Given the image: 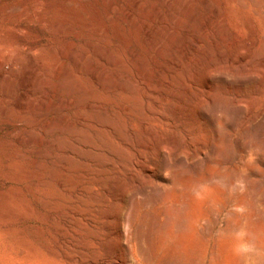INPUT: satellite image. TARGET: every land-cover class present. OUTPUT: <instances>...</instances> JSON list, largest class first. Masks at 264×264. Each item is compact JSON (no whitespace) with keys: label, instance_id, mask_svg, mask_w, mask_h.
Returning <instances> with one entry per match:
<instances>
[{"label":"rangeland","instance_id":"obj_1","mask_svg":"<svg viewBox=\"0 0 264 264\" xmlns=\"http://www.w3.org/2000/svg\"><path fill=\"white\" fill-rule=\"evenodd\" d=\"M0 264H264V0L0 2Z\"/></svg>","mask_w":264,"mask_h":264},{"label":"bare ground","instance_id":"obj_2","mask_svg":"<svg viewBox=\"0 0 264 264\" xmlns=\"http://www.w3.org/2000/svg\"><path fill=\"white\" fill-rule=\"evenodd\" d=\"M3 0H0V2H2ZM16 29V28H15ZM14 41L13 42H15L16 44H18L19 46L18 47H20L21 46V44H23V42H20L19 41V39L17 38V37H15L14 39H13ZM63 73V72H62ZM69 73H71V72H69ZM72 74V73H71ZM63 75H69L68 74V71L66 70L65 71V69H64V74ZM69 76H71V75H69Z\"/></svg>","mask_w":264,"mask_h":264}]
</instances>
